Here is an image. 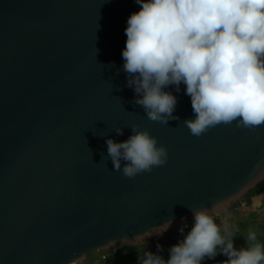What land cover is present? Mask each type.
I'll return each instance as SVG.
<instances>
[{"label":"water","instance_id":"water-1","mask_svg":"<svg viewBox=\"0 0 264 264\" xmlns=\"http://www.w3.org/2000/svg\"><path fill=\"white\" fill-rule=\"evenodd\" d=\"M140 8L0 0V264H73L151 240L165 223L192 224L194 210L224 213L264 180V127L221 123L191 134L185 121L196 114L183 84L165 89L178 97V119L167 124L134 103L122 51ZM133 124L169 159L130 178L114 169L106 140L128 139Z\"/></svg>","mask_w":264,"mask_h":264},{"label":"clouds","instance_id":"clouds-1","mask_svg":"<svg viewBox=\"0 0 264 264\" xmlns=\"http://www.w3.org/2000/svg\"><path fill=\"white\" fill-rule=\"evenodd\" d=\"M136 2L141 8L127 20L123 70L136 93L134 103L149 119L164 124L178 119V97L165 89L175 85L179 91L183 84L196 114L185 121L191 134L200 136L221 123L264 127V0ZM132 130L126 140H106L115 170L131 178L167 163L168 149L157 137L135 124ZM116 133L123 135V128ZM170 225L153 231L163 234ZM186 227L179 229L183 238L169 247L167 259L161 246L152 252L144 244L139 264H203L218 254L227 257L223 264H264V247L254 236L247 237L246 252L238 251L233 231L225 227L227 235L222 234L208 209L194 210L185 234Z\"/></svg>","mask_w":264,"mask_h":264},{"label":"rangeland","instance_id":"rangeland-1","mask_svg":"<svg viewBox=\"0 0 264 264\" xmlns=\"http://www.w3.org/2000/svg\"><path fill=\"white\" fill-rule=\"evenodd\" d=\"M264 197V196H263ZM217 223L221 225L222 234L227 235L224 232V228L228 227L235 232L237 227H240L241 244H235L238 251L243 252L245 247V241L247 237L253 233V236L263 234L264 235V200H261L259 204L252 208L232 207L222 214L214 215ZM185 234L190 230L192 224H186ZM177 227L170 229L163 234L153 237L151 240L142 241L136 244H123L108 250H95L86 254V256L73 264H139V256L142 254L144 244L147 245L148 250L152 252L158 251V245L162 247L161 254L168 258V249L171 245L176 244L183 238V234L180 233ZM246 230V231H245ZM244 237V238H243ZM234 239V237L232 236ZM125 256L127 262L117 261L118 257ZM206 259V258H205ZM220 264H223L227 257L224 255L220 258Z\"/></svg>","mask_w":264,"mask_h":264},{"label":"trees","instance_id":"trees-1","mask_svg":"<svg viewBox=\"0 0 264 264\" xmlns=\"http://www.w3.org/2000/svg\"><path fill=\"white\" fill-rule=\"evenodd\" d=\"M263 188H264V180L261 181L256 187H254L251 190H249V192L247 193V198H246L247 202L250 203V200H251L252 196H254L255 194H257ZM239 205H240V202H236V203H234L233 207H238ZM239 230H241L240 227H237V229H235V232L233 234V237H234V245L235 244H237V245L241 244V239L238 237V235H240V234H238L239 233ZM250 235L253 236V233L251 232ZM255 238L257 240L258 245L261 246V247H264V235L258 233V235H256ZM243 240L246 241V238L243 239ZM246 251H247V249H244L243 250V252H246ZM223 256H224L223 254H218L214 258H206L203 261V264H220V261H221L220 258H222ZM118 260L119 261H123V262L124 261L127 262L126 259H125V256L118 257L117 261Z\"/></svg>","mask_w":264,"mask_h":264},{"label":"flooded vegetation","instance_id":"flooded-vegetation-1","mask_svg":"<svg viewBox=\"0 0 264 264\" xmlns=\"http://www.w3.org/2000/svg\"><path fill=\"white\" fill-rule=\"evenodd\" d=\"M263 190H264V188H263L261 191H259L257 194L261 193ZM257 194H255V195H257ZM246 198H247V194L244 196V198H243L242 200L237 201V202L242 203L243 200L247 201ZM235 203H236V202H235Z\"/></svg>","mask_w":264,"mask_h":264},{"label":"bare ground","instance_id":"bare-ground-1","mask_svg":"<svg viewBox=\"0 0 264 264\" xmlns=\"http://www.w3.org/2000/svg\"><path fill=\"white\" fill-rule=\"evenodd\" d=\"M75 263V262H74Z\"/></svg>","mask_w":264,"mask_h":264}]
</instances>
